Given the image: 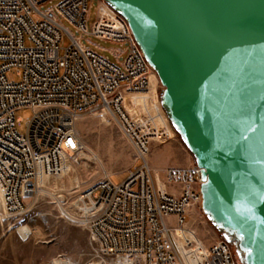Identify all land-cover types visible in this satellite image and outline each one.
I'll return each mask as SVG.
<instances>
[{
    "label": "built area",
    "instance_id": "1",
    "mask_svg": "<svg viewBox=\"0 0 264 264\" xmlns=\"http://www.w3.org/2000/svg\"><path fill=\"white\" fill-rule=\"evenodd\" d=\"M89 2L0 0V188L5 215L25 214L41 178L59 176L78 162L86 147L77 123L104 113L133 150L138 166L119 183L105 175L77 191L67 216L89 231L101 254L115 259L237 264L227 242H205L199 235L202 227L193 230L195 219L210 223L200 210V169L195 164L155 169L147 160L153 144L173 138L158 94L160 83L154 97L150 86L156 73L126 20L98 0L88 25ZM87 37L126 48L108 49L116 60L110 62L82 44ZM64 38L67 43L61 46ZM21 109L32 112L22 134L15 116Z\"/></svg>",
    "mask_w": 264,
    "mask_h": 264
},
{
    "label": "water",
    "instance_id": "2",
    "mask_svg": "<svg viewBox=\"0 0 264 264\" xmlns=\"http://www.w3.org/2000/svg\"><path fill=\"white\" fill-rule=\"evenodd\" d=\"M104 1L156 73L203 214L240 264H264V0Z\"/></svg>",
    "mask_w": 264,
    "mask_h": 264
},
{
    "label": "rangeland",
    "instance_id": "3",
    "mask_svg": "<svg viewBox=\"0 0 264 264\" xmlns=\"http://www.w3.org/2000/svg\"><path fill=\"white\" fill-rule=\"evenodd\" d=\"M97 1L89 2L88 25L95 19ZM65 26L74 32L66 23ZM75 36L78 34L75 33ZM66 43L67 39L64 38L61 46ZM82 44L96 50L110 62L116 60L108 49L126 48L125 45L111 44L96 37H87L82 40ZM95 46L105 50L96 49ZM123 58L120 57L119 61ZM9 78L14 79L15 76L10 74ZM153 83L155 89L158 83L155 75ZM157 87L160 94L162 87L160 84ZM151 94L155 97V91ZM31 115L30 109L15 112L18 133L25 132V123ZM77 131L86 147L85 152L88 156H95V159L80 157L77 163H70L61 175L41 178L38 187L44 192H38L27 201L28 211L21 216H6L0 204V264H53V261H59L60 264H124L126 260L134 264L132 259L121 260L101 254L89 231L78 226L66 214L67 206L72 203L77 191L84 190L105 175H109L113 183L125 179L127 173L138 166L134 163L133 150L120 136L116 126L109 121L105 123L99 116L83 117L77 123ZM171 136L173 138L168 141L152 145L147 156L151 167L165 169L195 164L177 133L172 130ZM202 224H205L204 228ZM23 226L30 229V235L26 238H22L16 231ZM199 228V235L205 242L223 239L210 223L195 219L193 230ZM231 246L235 252L234 246ZM237 261L240 264V260Z\"/></svg>",
    "mask_w": 264,
    "mask_h": 264
},
{
    "label": "bare ground",
    "instance_id": "4",
    "mask_svg": "<svg viewBox=\"0 0 264 264\" xmlns=\"http://www.w3.org/2000/svg\"><path fill=\"white\" fill-rule=\"evenodd\" d=\"M154 74V73H153ZM155 75V74H154ZM151 76V86H150V93H153L155 91L154 89V83H153V76ZM156 77V76H155ZM157 78V77H156ZM158 80V78H157ZM159 82V81H158ZM98 116L101 118L102 121H104L105 123L108 124V121L110 122V120L108 119V117L104 114V113H99ZM89 154H87L86 152H82L80 154V157L81 158H85V159H95L94 157L95 156H88ZM91 161V160H90ZM46 177H50V178H53V177H57V176H46ZM45 178V177H44ZM39 182V181H38ZM38 192L39 193H43L44 190L43 189H39L38 187ZM0 204H1V207L3 208V199H2V192H1V188H0ZM16 231L18 232V234L22 237V238H26L30 235V229L26 226H23V227H19L16 229ZM133 260V259H132ZM133 263H134V260H133ZM53 264H60L59 261H53ZM62 264V263H61ZM124 264H132V261L130 260H126L124 262Z\"/></svg>",
    "mask_w": 264,
    "mask_h": 264
},
{
    "label": "trees",
    "instance_id": "5",
    "mask_svg": "<svg viewBox=\"0 0 264 264\" xmlns=\"http://www.w3.org/2000/svg\"><path fill=\"white\" fill-rule=\"evenodd\" d=\"M175 133V132H174ZM178 135V134H177ZM179 136V135H178ZM215 228V227H214ZM216 229V228H215ZM217 230V229H216ZM219 233H220V235H222L221 234V232L219 231V230H217ZM223 236V235H222ZM223 241H225V242H227L229 245H230V247H231V249H232V252H233V254H234V257H235V259H236V261L239 259V257H238V254H237V251H236V247L233 245V244H231V243H229L224 237H223V239H222ZM231 245H233L234 246V250H235V252L233 251V248H232V246ZM237 264H239L238 263V261H237Z\"/></svg>",
    "mask_w": 264,
    "mask_h": 264
},
{
    "label": "flooded vegetation",
    "instance_id": "6",
    "mask_svg": "<svg viewBox=\"0 0 264 264\" xmlns=\"http://www.w3.org/2000/svg\"><path fill=\"white\" fill-rule=\"evenodd\" d=\"M224 237V236H223Z\"/></svg>",
    "mask_w": 264,
    "mask_h": 264
}]
</instances>
